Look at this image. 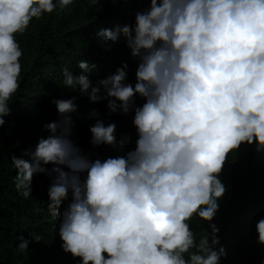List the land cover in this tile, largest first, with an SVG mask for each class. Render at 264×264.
Segmentation results:
<instances>
[{
  "label": "clouds",
  "instance_id": "obj_1",
  "mask_svg": "<svg viewBox=\"0 0 264 264\" xmlns=\"http://www.w3.org/2000/svg\"><path fill=\"white\" fill-rule=\"evenodd\" d=\"M73 3L0 0V126L21 88L18 34ZM133 15L95 35L103 43L123 34L137 61L134 82L127 61L93 80L97 64L85 58L78 74L64 65L55 81L106 101L109 116L132 114L135 146L126 147L117 124L91 108L90 144L116 154L85 151L75 136L78 96H53L57 118L23 150L30 159L11 155L14 187L29 199L34 174L49 178L48 209L76 264H223L228 252L214 218L230 185L221 173L241 145L264 151V0H148ZM255 227L264 245V216ZM30 242L21 234L17 248L30 252Z\"/></svg>",
  "mask_w": 264,
  "mask_h": 264
},
{
  "label": "trees",
  "instance_id": "obj_2",
  "mask_svg": "<svg viewBox=\"0 0 264 264\" xmlns=\"http://www.w3.org/2000/svg\"><path fill=\"white\" fill-rule=\"evenodd\" d=\"M148 0H74L64 12L46 13L30 23L27 31L18 34L24 49L21 88L13 97V113L6 124L0 126V264H76L70 253L61 248V239L54 227V219L48 209L47 188L49 178L34 174L33 195L22 198L14 187L15 169L11 155L30 159L24 149L35 147L40 135H47L45 122L57 118V110L51 97L77 95L81 115L76 116L75 136L85 151L115 155L108 145L92 146L89 142V125L95 118L87 117L91 108H98L109 117L105 122L117 124V138L126 147H134L136 132L132 114L107 115L106 101L92 102L80 93L64 91L56 83L62 80V66L68 65L79 73L77 61L85 58L97 64L93 80L115 71L122 61L129 63L128 79L135 81L137 61L131 57L123 34L116 41L99 42L95 35L100 27H115L134 21L133 13ZM105 45H108L106 47ZM56 80V81H55ZM143 103V99H137ZM226 162L221 177L230 185L220 202L215 222L218 235L228 255L223 264H260L264 258V245L256 240V221L264 216V151H256L254 145L243 144L236 156ZM235 158V159H234ZM204 227L208 223L204 222ZM200 231L205 229L201 225ZM29 232L39 233L41 241L32 240ZM23 234L31 241L29 249L17 248L18 237Z\"/></svg>",
  "mask_w": 264,
  "mask_h": 264
}]
</instances>
